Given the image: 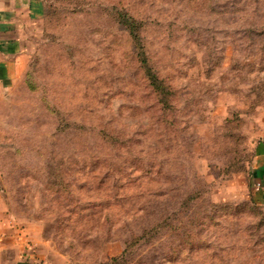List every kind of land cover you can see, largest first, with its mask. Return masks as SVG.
<instances>
[{"label":"rangeland","instance_id":"1","mask_svg":"<svg viewBox=\"0 0 264 264\" xmlns=\"http://www.w3.org/2000/svg\"><path fill=\"white\" fill-rule=\"evenodd\" d=\"M47 6L0 92V212L35 264H264V0Z\"/></svg>","mask_w":264,"mask_h":264},{"label":"crops","instance_id":"2","mask_svg":"<svg viewBox=\"0 0 264 264\" xmlns=\"http://www.w3.org/2000/svg\"><path fill=\"white\" fill-rule=\"evenodd\" d=\"M48 0H0V92L16 84L27 64L30 32L45 19ZM252 184L260 183L257 199L264 201V137L254 146ZM22 237L0 212V264H35Z\"/></svg>","mask_w":264,"mask_h":264},{"label":"trees","instance_id":"3","mask_svg":"<svg viewBox=\"0 0 264 264\" xmlns=\"http://www.w3.org/2000/svg\"><path fill=\"white\" fill-rule=\"evenodd\" d=\"M115 14L117 16L119 24H120V21H121V23L124 24L125 28L128 30V33H129L130 37L132 39H136L137 33H136V26L134 24V21H131L130 24H126L125 21H124L126 19L125 18V14H123L120 11H116ZM137 55H138V62L140 63V65H141V67H142V69L144 71L145 76L150 81L151 85H153L154 87H157L156 84L161 82L160 78L153 71V68L149 65L148 60L145 57V54H144V56H142V54H139V51H138ZM140 55L142 56V58L140 57ZM159 87H161V83H159Z\"/></svg>","mask_w":264,"mask_h":264},{"label":"built area","instance_id":"4","mask_svg":"<svg viewBox=\"0 0 264 264\" xmlns=\"http://www.w3.org/2000/svg\"><path fill=\"white\" fill-rule=\"evenodd\" d=\"M256 189L259 190V189H263V186L260 184V183H257L256 184Z\"/></svg>","mask_w":264,"mask_h":264}]
</instances>
